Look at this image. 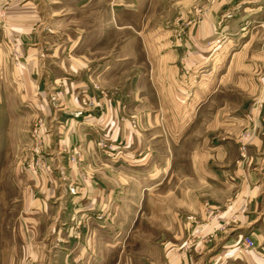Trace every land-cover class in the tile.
<instances>
[{"label": "crops", "instance_id": "obj_1", "mask_svg": "<svg viewBox=\"0 0 264 264\" xmlns=\"http://www.w3.org/2000/svg\"><path fill=\"white\" fill-rule=\"evenodd\" d=\"M23 1L0 0V13L7 10L4 18L0 14V81L8 79L18 99L27 102L29 108L20 109L12 124L8 115H4L2 125L13 126L15 137L23 142L18 146L17 156L22 177L19 182L22 213L27 214L24 221L34 224L35 247L48 251L53 245L55 253L50 256H54L55 264H123L125 259L138 264H264V104L260 120L240 128L230 121L236 110L229 91L219 85L226 87L233 79L226 76L217 79L202 103L195 106L177 100L197 102L198 92L191 99L183 91L181 94L174 91L183 85L180 74L185 49H189L188 62L194 69L202 68L210 58L213 62L225 47L218 40L220 31H224L223 22L233 20L236 6L245 1L212 0L189 31L185 46L166 41L162 54L156 57L153 51L148 53L146 63L151 70L147 74L148 85L153 89L156 82L168 84L169 88L145 95H140L137 89L129 94L122 91L100 94L92 88L95 80L85 71L89 63L85 58L61 59L56 48L49 51L48 58L47 48L40 44L39 19H34L27 11V1ZM8 43H13L15 49ZM12 51L18 54L17 58H10ZM9 67L12 73L7 77L5 69ZM249 84L250 97H257L258 83L249 81ZM85 91H89L94 105L83 111L80 100ZM156 95L158 100L174 103V115L182 112L212 117L210 140L182 142V148L194 149L190 158L193 169L189 173L181 170L178 174L170 173L168 182L160 183L158 188L153 173L155 145L164 141L156 142L160 135L156 117L165 110L151 103L140 108L143 105L139 102L154 101ZM200 96L203 98V93ZM258 98L264 102V91ZM140 111L144 125L140 123ZM83 119L94 123L93 126ZM32 123L35 128L40 124L41 139L30 134ZM246 128H254L256 135L250 144L242 143L249 156L238 160L235 158L238 143L234 138ZM11 131L10 128L8 133ZM98 138L114 144V156L97 151ZM77 147L84 158L76 164L70 156ZM117 149H124L132 157L146 150L143 158H131L124 163ZM31 162H36L34 170L27 168ZM166 165L163 159L162 169L158 167L161 164L157 168L164 174ZM142 169L147 174L144 185L147 221L151 223L155 213H160L162 227L173 235L154 240L141 260L137 252H128L124 258L121 235L115 233L108 239L104 229L109 226L121 234L129 222L135 223L130 216L140 209L136 182ZM171 181H178L177 185ZM97 214H102L103 220H98ZM123 214L130 215L126 221ZM189 227L199 233L193 239V251L185 248ZM77 230L80 239L74 235ZM244 237H250L254 246L243 247ZM38 249V256L45 261L50 253L40 251L41 254Z\"/></svg>", "mask_w": 264, "mask_h": 264}, {"label": "rangeland", "instance_id": "obj_2", "mask_svg": "<svg viewBox=\"0 0 264 264\" xmlns=\"http://www.w3.org/2000/svg\"><path fill=\"white\" fill-rule=\"evenodd\" d=\"M11 1L5 0V2ZM20 1L21 3L24 2L23 0ZM26 1L27 11L32 13L34 19H39L38 26L42 31L40 44L47 48L45 51H48L46 54L48 58L49 51L53 48L58 50L57 56L64 60L69 56L83 60L85 58L89 62L85 71L91 79L95 80L92 88L100 94H106L109 91H122L129 94L132 90L137 89L140 95H145L147 93L153 94L152 92L156 93L158 89V91H162L163 88H169L168 84L164 86L162 83L158 85L156 82L153 89H151L150 83L148 85L150 80L147 74L151 70L146 63L147 54H152V51L156 57L160 53L162 54L166 50L163 48L166 41L185 46L189 31L203 15L204 8L212 0ZM244 1L242 5L241 1L236 6L235 18L229 22H223L224 31H220L218 40L221 44L224 43L225 47L219 50L218 56L215 55L213 62L210 58L202 68L194 69V67H190L188 62L189 49H185V54L182 57L183 71L180 74V82H183V85L180 88L175 87L174 90L180 94L181 91L185 92L184 94L191 99L197 92L200 95L203 93V98L198 95V101L194 103L191 100H177L178 103L194 104L195 106V104L202 103L201 100L210 93L217 79H222L224 76L233 79L226 87L221 83L219 85L229 91V99L232 100L236 110L230 121L234 123V126H240V128H243L245 123L246 125L248 123L253 125L257 120H260V109L264 104L258 98L260 93L264 91V59L262 58L264 56V0ZM6 11L0 13L1 18L5 17ZM167 33H170V36ZM8 44L11 49H15L13 43ZM16 54L15 51H12L10 58H15L14 56L17 58L18 54ZM5 72V76L10 77L12 69L9 67L5 69ZM63 72L65 75V70ZM202 77L205 80L202 82L203 87H201ZM241 80L244 81V84L241 83ZM1 81L0 110L3 111L0 113V264H55L54 256H50L54 255L55 247L50 246L48 251H45V248H36L34 224L24 221L27 214L22 213L24 208L19 186L22 177L17 167L18 146L20 147L19 144L23 143L21 142L22 139L19 138L18 140L15 137L13 126L3 128L2 125L4 115H8L7 119L12 124L17 120L15 115H20V109H28L29 104L18 99L14 86L9 83L8 79ZM249 81L258 83L259 95L255 97L258 99L250 97L248 93L251 88ZM154 98V101L147 102L143 99L139 102L143 105L140 108L151 103L152 106L155 105L165 110L164 114H162L163 111H160L161 114L156 117V124L160 128V135H157L159 139L156 142L164 141V144L162 142V144L155 145L156 167L153 173H155V186L158 188L160 183L168 182V175L171 178V174H178L180 170L189 173L193 169L190 158L194 155V149L182 148V142L186 141L189 144L196 140H210L212 117H200V115L194 117L193 113L185 115L182 112L179 115H174L172 114L173 102L158 100L157 95ZM80 103L83 111L94 105L89 91H85ZM83 113L79 114L78 117L81 118ZM158 113L159 111L156 115ZM142 115L143 113L140 111V123L144 125ZM82 121L90 126L94 124L85 119ZM10 128L12 131L8 133ZM34 129L35 126L32 123L30 130L32 136ZM30 134H26V140L29 139ZM255 135L254 128H246L238 137L234 138L238 143L236 159L245 160L249 156V151L242 143L248 142L250 144ZM113 145L107 139H97V151L107 157L114 156ZM144 151H140L132 157L124 149L116 150L118 155L123 157L124 163L129 162L131 158H143L145 153L143 155L142 153ZM182 157H186L187 161L181 162ZM82 158H84L82 150L80 151L78 147L74 148L70 160L77 164ZM163 159H166V164H168L164 174L160 170L163 167ZM160 164L161 166H158ZM127 168L129 169V166ZM138 175L139 179L136 185L140 191L139 212L133 213L131 216L123 214L124 221L129 215L130 217L133 216L135 223L132 225V222H129L130 225L127 228L124 227L121 234H118V230L108 226L104 229V234L108 239L112 238L115 233L117 236L121 235L124 258L128 252H137V256L142 260L148 252V248L152 247L151 243L154 240L156 241L163 236L172 237L173 233L171 230L162 227V221L159 220L161 214L158 212L155 213L154 221L151 223L147 221L144 211L146 208L144 185L147 180L145 169L140 170ZM176 182L171 181V184ZM156 199L158 197L155 198L157 204ZM96 218L103 220L102 214H97ZM129 221H131L130 218ZM198 234L194 228L189 227L187 229L186 250L193 249V239ZM74 235L78 239L81 238L78 230L74 232ZM37 249L41 254L42 252L50 253L46 258L47 261L40 259L38 256L40 254L36 252ZM140 263L143 264V262ZM123 264H138V262L125 259Z\"/></svg>", "mask_w": 264, "mask_h": 264}, {"label": "built area", "instance_id": "obj_3", "mask_svg": "<svg viewBox=\"0 0 264 264\" xmlns=\"http://www.w3.org/2000/svg\"><path fill=\"white\" fill-rule=\"evenodd\" d=\"M39 130H40V126H37L36 128H35V130H34V137L38 140V139H40V136H39ZM35 151L36 152H38L39 151V147H37L36 149H35ZM74 159V158H73ZM36 162H31V163H29L28 164V166H27V168L28 169H30V170H34L36 167H37V165L35 164ZM99 219L101 218V217H98ZM242 244H243V247H245V248H250V247H253L254 246V243H253V241H252V239L250 238V237H244L243 238V241H242Z\"/></svg>", "mask_w": 264, "mask_h": 264}]
</instances>
